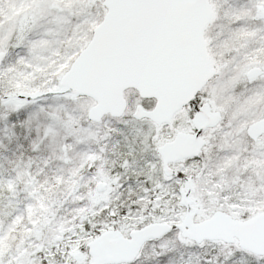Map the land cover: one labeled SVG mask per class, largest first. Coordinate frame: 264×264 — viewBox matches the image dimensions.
<instances>
[{"label":"snow or ice","instance_id":"snow-or-ice-1","mask_svg":"<svg viewBox=\"0 0 264 264\" xmlns=\"http://www.w3.org/2000/svg\"><path fill=\"white\" fill-rule=\"evenodd\" d=\"M0 264H264V0H0Z\"/></svg>","mask_w":264,"mask_h":264}]
</instances>
